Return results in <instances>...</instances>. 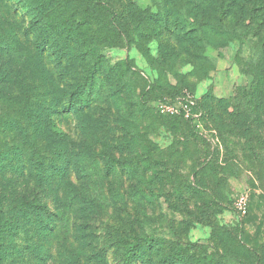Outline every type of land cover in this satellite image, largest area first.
Masks as SVG:
<instances>
[{
    "label": "rangeland",
    "instance_id": "374dc122",
    "mask_svg": "<svg viewBox=\"0 0 264 264\" xmlns=\"http://www.w3.org/2000/svg\"><path fill=\"white\" fill-rule=\"evenodd\" d=\"M105 1L116 8L134 4L145 13L157 10V0ZM7 6L18 9L9 0H0V32L3 34L9 26L21 30L17 35L24 50L17 59L7 55L0 58V115L11 106L18 119L24 117L16 109L22 105L26 91L33 98L30 102H37V94L51 95L57 86L49 85L46 78L52 57L40 54L25 40L22 25L12 19ZM67 6L81 13L87 10L81 0H68ZM245 6L244 11L252 17L246 14L247 27L241 25V36L212 48L198 68L177 60L171 74L160 61V40L147 35L146 29L142 37L132 33L131 40L118 39L116 46L100 49L112 63L129 60L134 65V71L142 77L138 92L145 88L152 98L149 108L156 123L150 125L146 116L134 114L126 105L122 111L116 106L99 105L95 115L99 126L91 131L99 138L94 143V155L87 158L86 172L80 178L72 171L78 191L84 192H76V199L69 195L67 178L43 184L28 169L22 172L8 164L0 170V197L6 199V205L25 199L43 204L44 224L53 227L43 232L37 219L31 222V231L21 227L18 243L24 245L29 238L33 246L30 264H124L121 250L113 241L125 236L124 230L131 234L146 232L167 242L176 238L196 242L184 254L189 258L207 259L211 254L215 262L221 260L220 264H264V84L257 94L261 109L256 121H247L241 130L230 115L234 102L256 88V74L264 73V5ZM18 63L24 68L20 75ZM185 92L201 104L200 127L181 118L164 117L157 110L160 101H175ZM43 96L39 97L38 110L42 115L48 103ZM220 102L229 103L224 108ZM106 118L111 121L115 139L109 158L100 127ZM60 120L74 141L86 144L75 115L68 113ZM118 121L128 129L139 128L137 136L144 145L140 151L134 152L136 149L124 144L131 134ZM0 132V147H7L12 135ZM89 190L104 202L102 211L84 208L79 202ZM243 193L248 195L245 216L235 206ZM7 213L21 218L20 211L13 207ZM73 253L80 255L76 262H72Z\"/></svg>",
    "mask_w": 264,
    "mask_h": 264
},
{
    "label": "trees",
    "instance_id": "16d2710c",
    "mask_svg": "<svg viewBox=\"0 0 264 264\" xmlns=\"http://www.w3.org/2000/svg\"><path fill=\"white\" fill-rule=\"evenodd\" d=\"M9 1L18 6V9L12 6H7V9L13 14L12 19L22 25L25 40L40 54L52 57V67L46 70L49 82H46L55 88L57 86V90L53 89L51 95L47 92H44V96L37 94V102H30L33 98L26 91L22 105L16 109L18 113L23 112L24 117L17 119L11 106L4 109L0 116L5 124L0 129L8 132V136L12 135V141L6 144L7 147H0V170L4 171L8 164L22 172L28 169L43 184H52L61 177L64 182L67 178L68 192L73 199L77 197L76 192L80 195L84 192L81 189L78 191L72 171L76 173V178L86 172L87 158L94 155V143L99 140L97 135L91 134L92 129L99 126V121L95 119L99 105L116 106L118 111L125 109L123 106L126 105L133 109L134 114L146 116L150 125L156 123L149 108L152 98L145 88L138 92L142 88V77L134 71V65L129 60L112 63L100 49L116 46L118 39L131 40L132 33L142 37L146 29L147 35L160 40V61L171 74H174L177 60H184L186 64L198 68L212 48L223 46L232 37L241 36V25L243 29L247 27L246 14L252 17V14L244 11L247 3L255 8L264 5V0H157V10L145 13L134 4L116 8L105 0H81L87 6L86 12L81 13L67 6L68 0H56V4H53L54 0ZM19 31L9 26L3 34L0 32V58L6 59L7 55L17 59L23 55L24 48H21L17 35ZM21 64H17L19 75L24 70ZM31 72H36L34 67ZM255 81L256 88L248 91L240 102H234L235 109L230 113L241 130L247 121L251 124L257 120L261 109L257 94L259 86L264 84V73L256 74ZM41 96L48 102L43 115L38 112ZM227 103L220 102V105L225 108ZM201 109L200 102H197L196 110L202 112V121ZM68 113L77 117L81 134L86 136V144L74 141L61 126L60 117ZM162 116L181 118L197 127L192 120L183 116ZM110 122L106 118V122L100 125L107 158L111 156L115 140L111 135ZM117 123L131 134L124 144L131 145V150L136 149L134 152L140 151L144 145L137 136L139 128L130 126L128 129L119 121ZM89 191L79 202L84 208L94 210L95 207L102 211L104 202ZM12 204L7 206L6 199L0 197V264H30L28 259L34 252L33 246L29 238L24 245L18 243L21 227L31 231V222L35 219L41 222L43 232L53 227L52 224H44L46 207L43 204H35L30 199L14 200ZM12 207L20 211L21 218L8 215L7 209ZM124 231L125 236L113 240L116 248L121 250L124 264L221 263V260L215 262L211 254L207 259L185 256L196 242H184L179 238L175 242H167L146 232L131 234ZM83 247L86 248L85 245ZM79 257V254L73 253L72 262Z\"/></svg>",
    "mask_w": 264,
    "mask_h": 264
},
{
    "label": "built area",
    "instance_id": "2783aa9c",
    "mask_svg": "<svg viewBox=\"0 0 264 264\" xmlns=\"http://www.w3.org/2000/svg\"><path fill=\"white\" fill-rule=\"evenodd\" d=\"M197 102L193 95L189 92H185L182 96L178 97L175 101L163 100L156 106L161 115L166 116H183L186 119L192 120L193 123L200 127L202 112L196 110ZM236 209L242 216H245L248 212V195L241 194L236 201Z\"/></svg>",
    "mask_w": 264,
    "mask_h": 264
}]
</instances>
